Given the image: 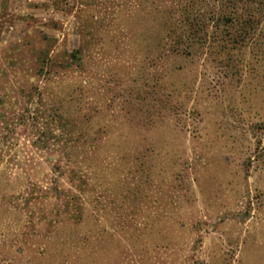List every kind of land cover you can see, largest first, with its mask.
Here are the masks:
<instances>
[{"label":"rangeland","instance_id":"rangeland-1","mask_svg":"<svg viewBox=\"0 0 264 264\" xmlns=\"http://www.w3.org/2000/svg\"><path fill=\"white\" fill-rule=\"evenodd\" d=\"M237 1L0 0V264H264V0Z\"/></svg>","mask_w":264,"mask_h":264},{"label":"trees","instance_id":"trees-1","mask_svg":"<svg viewBox=\"0 0 264 264\" xmlns=\"http://www.w3.org/2000/svg\"><path fill=\"white\" fill-rule=\"evenodd\" d=\"M237 3H238L237 0H233V4H232V6L236 8V6H237L236 4H237ZM185 21H186V22H185L184 25H187V23H188L190 20H189L188 18H186ZM192 22H193V21H192ZM192 22L190 21V25H188V27H189V26H190V28H191V27H195L196 24H193L194 22H193V23H192ZM188 24H189V23H188ZM196 26H198V25H196Z\"/></svg>","mask_w":264,"mask_h":264}]
</instances>
